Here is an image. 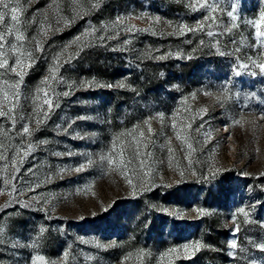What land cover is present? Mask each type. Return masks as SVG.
I'll return each mask as SVG.
<instances>
[{"label":"rangeland","instance_id":"obj_1","mask_svg":"<svg viewBox=\"0 0 264 264\" xmlns=\"http://www.w3.org/2000/svg\"><path fill=\"white\" fill-rule=\"evenodd\" d=\"M207 2L217 9L211 28L205 24L204 31L181 35V25L195 27L208 14L198 6L193 11L190 5L196 0H21L25 39L17 43L33 59L19 82V105L13 110L26 119L17 118L13 127L0 117V152L7 158L0 160V264H31L36 256L47 264H264V249L256 247L264 243V73L251 63L264 61L259 43L264 37L258 38L249 23L260 18L264 0ZM232 5L235 21L226 15ZM118 17L122 22L112 27ZM64 19L71 23L65 26ZM41 22L51 25L47 36L39 31ZM11 23L6 16L0 31ZM90 25L104 41L85 48L70 63H63L67 53L61 56L56 80L47 88L53 111L37 128L32 116L36 89L45 87L42 81L51 76L52 58ZM6 40L11 66L14 36ZM35 40L42 50L36 51ZM77 51V45L68 49ZM237 63L249 64L240 77L233 74ZM5 81L14 84L19 77L0 69V88ZM53 91L71 94L54 96ZM3 107L7 110V103ZM177 113L178 124L183 118L192 124L187 131L194 149L191 166L186 146L172 130ZM24 123L31 136L17 135ZM136 126L149 137L142 155L133 156L131 138L125 136V167L100 160L111 153L119 161L116 137ZM28 143L33 150L21 163ZM169 148L174 150L171 162ZM87 158L93 163L75 171ZM140 159L146 160L143 169ZM33 196L39 199L33 201ZM199 209L207 214L200 215ZM234 239L236 248L231 247Z\"/></svg>","mask_w":264,"mask_h":264},{"label":"snow or ice","instance_id":"obj_2","mask_svg":"<svg viewBox=\"0 0 264 264\" xmlns=\"http://www.w3.org/2000/svg\"><path fill=\"white\" fill-rule=\"evenodd\" d=\"M57 0H52L53 4H56ZM73 2H75V0H73ZM98 5H92L93 8L97 7ZM197 6L201 9H206L207 10V15L204 17V19L202 21H198L197 25L195 27H189L187 25H181L179 32L181 35H183L185 33V30L187 32H195V31H204V25L208 24L209 29L211 28L212 24L211 22H215V17L212 15L214 12H216V6L215 4H210L207 2V0H204L203 3H201V0H196V3L193 5H190V7L193 9V11H195L197 9ZM232 9L231 11H228L226 13V15L230 18H232L233 21H235L236 17L234 16V12H235V5H232ZM26 11V9L23 7V5L21 4V0H0V25L3 24L5 17L9 16L10 17V21L11 26H5L3 31H0V69H4L7 72H12L15 73L18 77H19V81H17L14 84H8L7 81L4 82V86L3 88H0V92H2V99H0V117L3 118H7L9 121H11L12 126L14 127L17 121V118L20 121H24L26 119V117L24 115H19L18 117L16 115H14L13 110L19 105V82L23 80L24 75L26 74V69L31 67V64L28 63L29 61H31L33 59L32 56V52L31 51H22L21 49L23 48V45L20 44V46L18 47V43L17 42H22L25 39L24 34L20 31V25H21V20L20 17L23 14V12ZM78 16H81L82 18V13H77ZM45 19H47V17H45ZM157 20H159V18L157 17ZM33 22H35L33 20ZM121 19L118 17L117 18V23L113 24L112 27H116L119 23H121ZM57 24L60 23L59 20L56 21ZM71 23L70 20L68 19H64V25L68 26ZM249 23L253 24L256 28V36L259 37H264V31L261 30L262 26H264V11L260 12V18L258 20H253L250 21ZM237 25L235 23H233L232 27H236ZM51 27V25H48V27L46 28L44 26V22H41L39 31L44 35L47 36L48 35V29ZM102 27H106L103 26ZM135 27V26H131L128 27L127 30L131 31V28ZM149 29H138V31H148ZM56 31H60V28H57ZM97 31V29L93 26H89V28H86L82 31L81 34L75 36L67 45L63 46V51L60 53H57L53 58V67L49 69L51 76L50 77H45L44 80L42 81V84L45 85V87H38L36 89V95L33 98V104L36 105L33 108V113L32 116L35 117V123L37 125V128L39 127V125L43 124L48 118H49V113L51 111H53V99L51 98V96L49 95V92L47 91V88H50V80H56V74L59 70V68L62 66L61 65V56H63L65 53H67L66 59L63 61V63L67 64L70 63L73 59L77 58L80 55V52H82L85 48L87 47H91L94 46L96 42H103L105 39L104 35L101 36H95L94 33ZM226 31H231V28L226 29ZM118 34V33H117ZM155 34V33H153ZM213 31L208 30L207 31V35L208 36H213ZM7 36H14V41L10 44V49L12 51L13 54H15V58H14V62L13 64L10 66L9 65V56L7 54V50H5V43H8V41L6 40ZM91 38V39H90ZM113 37H109V39H112ZM35 39V38H33ZM36 43V51H40L42 50L41 48V41L40 40H35ZM124 43H129V41H125ZM201 44H203V41H200ZM259 43L261 45H264V40H260ZM72 45H77V47L79 48V51H77L76 53H70L68 52V49L72 46ZM217 51L219 53V55L224 56L225 52L220 51L219 48L217 47ZM177 55H179V53H177ZM160 59H164L163 56L160 57ZM252 67L254 68H259L261 73H264V61H261L259 63H257V61L253 60L252 62ZM249 68V64L247 63H237L236 67L233 69V74L235 77H240L243 74V71L245 69ZM19 69V71H18ZM251 75H256V72H251ZM61 80H63V78H60ZM64 83H67V81H64ZM74 83V82H73ZM83 83H87L86 81ZM68 88L71 90L73 88V84H67ZM119 87L123 88L125 87V85L123 83L118 85ZM108 87H112V85H108ZM6 89V90H5ZM134 91V89H133ZM228 92L227 86H225V93ZM9 93H11V95H9ZM41 93L43 94L41 96ZM71 94L70 91H64L62 93H55L53 91L52 95L54 96H59L62 95L64 97H68ZM252 97L256 96V93H251ZM40 101L39 104H37V101ZM262 103H264V101H261ZM7 103L8 108L7 110L4 109L3 105ZM44 105H47V111L44 110ZM59 102L57 100L55 107L58 108ZM264 111V110H262ZM32 116H29L27 119L29 122H31L32 120ZM158 118L163 121L164 120V114L163 113H159L158 114ZM177 118H178V113L174 114V118L171 121V126H172V130L175 132L176 138L179 139L181 141L182 144H184L186 146L187 149V158H188V164L189 166H191L192 164V160H191V155L192 152L194 151L193 149V145L192 143L189 142L190 137L187 135V131L189 129L192 128V124L187 122V118H183L184 119V123L182 124H178L177 122ZM78 119L80 120H86V119H90L88 117L85 116H80L78 117ZM239 120H236L235 123L239 124ZM145 124L148 126V132L149 134L152 133V128H151V124L149 121H145ZM202 126V125H201ZM59 127V126H58ZM69 127H71V125H69ZM65 131H67V129H65ZM197 131H199V128H197ZM24 134H27L29 136H31L32 132L28 126L27 123L22 124V133H17V135H20L21 137H23ZM79 135V134H77ZM210 135V133H205V137L207 138ZM128 136L131 138V144L133 147V156L134 157H138L140 155H142L141 153V147L146 148L147 144L149 142V137L145 136V132L142 128H139V126L134 127L133 129H131L130 131L126 132V133H120L117 137H116V142H120V152H119V161H117L116 157L113 154H109L107 156L101 155L100 156V160H107L108 163L110 165L116 164L117 162L122 166L125 167L126 166V162L124 160V146H123V142H122V137ZM80 139H84L85 137L83 136H79ZM116 142L113 143V147L116 146ZM40 144H46L48 143L47 140H41L39 141ZM169 144H170V140H169ZM0 147H3L2 144H0ZM23 147V145L21 146ZM27 150L23 152V156L21 157L20 162L23 163V157H27L29 155V153L33 150V144L32 143H28L26 145ZM169 161L171 162L175 157H174V150L169 148ZM20 154V149L18 148L16 150V155ZM54 156L56 157H60L63 154L60 152H54L53 153ZM69 155H72V153H69ZM143 155L145 156H150V153H143ZM7 158L3 155L2 152H0V160H6ZM12 163L13 165H15L16 163V157L14 156L12 159ZM93 163V161L90 158H87V164L82 163L79 167L75 168V171L77 172H81L84 171L85 168L87 166H90ZM139 167L141 169L146 167V160L145 159H140L139 160ZM18 169H16L14 167L13 169V173H15V171H17ZM27 171L31 172L32 169H28ZM150 174V169L148 172H144L143 176H148ZM181 175H183V172H181ZM129 184H132V180L129 179L128 180ZM36 187H39V184L36 185ZM21 191H23V189H21ZM28 191H34V189L29 186ZM31 199L33 201H37L39 199L38 196H33L31 197ZM200 212V215H205L207 214L203 209H199L198 210ZM239 212L243 214L244 217L248 216V212L245 211L244 208L239 209ZM236 231H239V226L237 225ZM45 231V229L41 228L40 232L43 233ZM253 244H255V242H252ZM35 246V245H34ZM200 243L197 242L194 247L198 250L200 248ZM232 248H236V241L235 239L232 241L231 244ZM256 247L260 248V249H264V243L262 244H258L256 245ZM184 250H187L189 248V245H184L183 246ZM170 252H175L177 251L176 249H170ZM143 253L141 252L140 255H142ZM68 253L65 252L64 256L67 257ZM164 256L168 255V253H164ZM230 256L232 255L231 253L229 254ZM161 259H163V256H161ZM38 262H40V264H47V262L45 261V258L43 256H36L32 259L31 264H38ZM53 264H56V262H53Z\"/></svg>","mask_w":264,"mask_h":264}]
</instances>
